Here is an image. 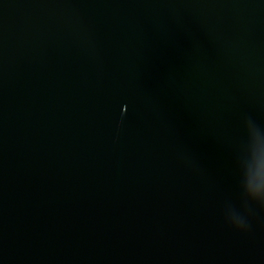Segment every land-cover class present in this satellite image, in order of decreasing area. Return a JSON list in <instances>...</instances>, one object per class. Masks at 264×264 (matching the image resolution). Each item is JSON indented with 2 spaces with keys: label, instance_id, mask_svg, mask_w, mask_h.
<instances>
[{
  "label": "water",
  "instance_id": "obj_1",
  "mask_svg": "<svg viewBox=\"0 0 264 264\" xmlns=\"http://www.w3.org/2000/svg\"><path fill=\"white\" fill-rule=\"evenodd\" d=\"M0 264H264V0H0Z\"/></svg>",
  "mask_w": 264,
  "mask_h": 264
}]
</instances>
